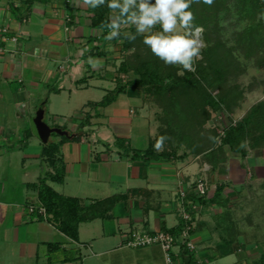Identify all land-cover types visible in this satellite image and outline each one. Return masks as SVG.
I'll list each match as a JSON object with an SVG mask.
<instances>
[{
  "label": "crops",
  "instance_id": "0c3cea01",
  "mask_svg": "<svg viewBox=\"0 0 264 264\" xmlns=\"http://www.w3.org/2000/svg\"><path fill=\"white\" fill-rule=\"evenodd\" d=\"M90 15L82 0H0V264H169L160 245L133 247L127 241L134 230L180 232L186 225L183 209L192 217L194 250L210 252H197L196 264L217 262L222 254L213 233L218 230L210 231L205 215L219 205L191 198L198 196L196 183L205 179L210 165L202 156L157 160L131 155L139 148L127 147V139L139 140L145 127L149 140L156 135L157 111L131 88L103 103L120 82L111 51L103 57L91 54L94 46L97 52L110 46L104 47L103 39L90 42L101 35L91 27ZM89 57L101 66L93 68ZM57 99L60 110L53 107ZM38 108L45 110L44 117L52 113L53 124L45 121L67 135L52 138V133L47 142L40 140L31 124ZM73 112L80 124L67 126L61 118ZM44 185L78 198L88 213L92 205L100 207V214L78 224L77 240L47 212H38ZM214 192L203 196L212 198ZM182 240L180 235L171 248L172 264L188 256Z\"/></svg>",
  "mask_w": 264,
  "mask_h": 264
},
{
  "label": "trees",
  "instance_id": "16d2710c",
  "mask_svg": "<svg viewBox=\"0 0 264 264\" xmlns=\"http://www.w3.org/2000/svg\"><path fill=\"white\" fill-rule=\"evenodd\" d=\"M188 10L196 17L195 25L203 28L201 58L195 63L194 72L164 64L143 44V36L137 35L134 41L125 39L123 32L135 34L134 26L122 29L119 38L106 40L108 29L102 25L110 22L113 14L107 3L91 8V27L100 30L101 35L90 39V42L103 39L104 47L118 45L123 54L117 67L120 83L105 96L103 103L112 102L119 93L131 88L139 90L145 102H152L160 109L156 113L159 125L155 137L150 138L146 149H133L131 155L157 160H183L189 155L202 156L213 172H220L227 160L225 148L245 156L247 151L241 145L243 139L250 137L257 144L264 143V100L253 105L236 125L229 126L220 141L214 128H206L213 112L223 108L231 110L236 106L233 95L237 88L229 83L230 75L242 72L247 66V60L253 56L257 69L264 66V62L260 61L264 60V0H213L212 5L204 4L201 0L200 3H193ZM230 16H235L237 20L230 24H240V28L226 34L225 27L217 23L222 18L227 24ZM160 30L159 25L153 29ZM98 49V46H94L91 54L105 56L108 52L95 51ZM180 72L183 74H178ZM121 75H124V79ZM217 88L218 91L214 92ZM161 136L165 137L163 148L157 150L155 144ZM226 188L227 184L220 183L212 198L196 195L191 198L202 204L210 201L220 206ZM39 195L51 220L74 240L78 239V224L96 217L101 211L100 207L92 205L88 213L78 198L59 195L48 185L41 187ZM106 203L109 207L114 200L111 198L110 204L109 201ZM179 230L172 233L180 237L182 228ZM228 237L230 239L227 241L232 244L235 235ZM183 248V255L188 254L191 263L192 250H188L185 244ZM235 250V247L229 248L223 254H231ZM254 264H264V252Z\"/></svg>",
  "mask_w": 264,
  "mask_h": 264
},
{
  "label": "rangeland",
  "instance_id": "374dc122",
  "mask_svg": "<svg viewBox=\"0 0 264 264\" xmlns=\"http://www.w3.org/2000/svg\"><path fill=\"white\" fill-rule=\"evenodd\" d=\"M237 16L238 15H236V18ZM234 17L235 16H230V22L227 24H225L224 19L221 18V22L219 20L217 25H223L226 34H230V32L240 28V24H234V26L231 25L232 23L237 22ZM197 38L201 40L202 33ZM110 47V53L116 61L113 63L118 67L123 58V54L118 45L111 44ZM104 59L105 58H101L102 61ZM253 59L254 56L253 58L251 57L250 60H247V66L242 72L240 71L237 75H230L229 77V83L235 85V88H237L233 95L236 101V106L231 110L223 108L220 111L213 112L211 119L206 124V128L215 129L219 136V141L220 137L222 138L225 136L224 132L229 126L236 125L253 105L264 100V66L263 68L257 69ZM260 61L261 63L264 62L263 59ZM126 77L127 76L125 75V78ZM96 81V79L92 80V82ZM217 91L218 88L214 90V92ZM93 92L95 93L93 94L95 97L99 96V92L96 90ZM121 97H123L122 99L124 101L128 99L125 94L121 95ZM59 100L57 99V101L53 103V107L57 110H60L58 107ZM131 100V102H136V100ZM149 103L151 104V110L153 112L160 111L157 105L152 102ZM47 108L48 110H52L49 106ZM36 112L37 111H35V114ZM79 113L80 111L77 112V114ZM153 116L155 115L153 114ZM51 117H53L52 113L47 111L44 120L52 123ZM61 119L66 121L67 126H70L74 121L76 122V120H78L77 124H80L79 115L77 118L75 112L67 114ZM155 122L156 123L153 126H155V131H158L159 120L156 118ZM149 134L148 128L145 127L143 133L138 135V138L140 139H132L131 142L127 139L129 145L126 146L129 148L137 147L139 149H146L149 145ZM56 135L58 134L53 133L52 138L56 137ZM152 136L153 138L155 137L153 133ZM134 137L137 138V135L132 133V138ZM123 140L125 141V139ZM257 143L258 142L253 141L250 137L243 139L241 145L243 149L247 151L245 156L240 152L235 153L231 151L228 147L225 148L227 160L224 161L223 166H221L222 169H220V172L218 170L214 172L211 170L205 175V182L207 183L209 190L208 193L206 191L207 194H205V196L208 195L210 197V195L213 194L216 185H219L220 183L227 184V188L223 192L224 199L221 201L220 206L214 205V207H211L208 210L210 214L207 213L205 215L207 220L206 225L210 228L212 233L214 230L213 227L218 230L215 231L213 235L219 237L217 238L218 240H216L220 245L219 253L221 252L223 255V253L227 252L229 248L234 249V247L236 250L230 255L224 257L221 255L220 258L218 257L217 262L212 263L210 260H206V263L204 264H234V262L237 263L239 260H242L243 264H254V262L259 259L260 254L264 252V164L260 163V161L264 159V143ZM127 147H125V149H127ZM213 214L215 216H213ZM228 235H235V241L232 244L227 241L230 239ZM197 252L205 255V253L209 251H206L205 249L202 250L200 247L193 250L192 261L190 264H196V255L198 256ZM83 253H86V251L84 250ZM182 262L183 261L180 260L181 264Z\"/></svg>",
  "mask_w": 264,
  "mask_h": 264
},
{
  "label": "clouds",
  "instance_id": "9594fccd",
  "mask_svg": "<svg viewBox=\"0 0 264 264\" xmlns=\"http://www.w3.org/2000/svg\"><path fill=\"white\" fill-rule=\"evenodd\" d=\"M200 2L201 0H154V3L152 0H82L84 6L92 9L107 3L113 13L110 22L102 25L108 29L106 40L119 38L122 29L134 26L135 34L123 32L125 39L134 41L137 35L143 36V44L164 64L193 72L196 61L201 58L203 45L197 37L203 32V28L195 25L196 17L188 9L193 3ZM202 2L213 4V0ZM157 25L161 30L153 31ZM107 50L111 51V47ZM88 63L93 68L101 66V61L92 57H89ZM178 74L182 75L183 72ZM164 140L163 136L157 139V150H162ZM260 163L264 164V159Z\"/></svg>",
  "mask_w": 264,
  "mask_h": 264
},
{
  "label": "built area",
  "instance_id": "2783aa9c",
  "mask_svg": "<svg viewBox=\"0 0 264 264\" xmlns=\"http://www.w3.org/2000/svg\"><path fill=\"white\" fill-rule=\"evenodd\" d=\"M195 189L198 196L205 195L207 191V183L205 182V179H199L196 183ZM180 196L182 198L186 196V190L184 188L180 189ZM38 212L43 216H46V210L44 206H39ZM181 215L182 218L186 221V225L184 226L181 233V237H183V240L181 242L186 245L187 249L194 250V244L189 240V231L191 229V225L188 223H190L192 220L191 214L185 209H183ZM176 241L177 237L167 231L158 230L155 233L151 234L146 232L142 233L138 230H134L131 232V238L127 241V245L133 247H142L158 244L162 247L165 253L166 261L169 264H172L173 259L170 251Z\"/></svg>",
  "mask_w": 264,
  "mask_h": 264
},
{
  "label": "water",
  "instance_id": "95a60500",
  "mask_svg": "<svg viewBox=\"0 0 264 264\" xmlns=\"http://www.w3.org/2000/svg\"><path fill=\"white\" fill-rule=\"evenodd\" d=\"M44 113L45 110L43 108H39L31 122L32 129L40 140L47 142L52 133L67 135V131L59 127H51L48 123H46L44 120ZM189 261V256H186L182 264H189Z\"/></svg>",
  "mask_w": 264,
  "mask_h": 264
}]
</instances>
